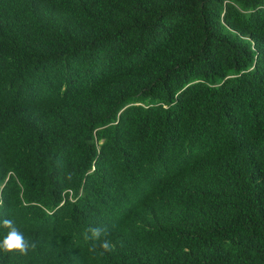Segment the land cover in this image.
I'll return each instance as SVG.
<instances>
[{"label": "trees", "instance_id": "16d2710c", "mask_svg": "<svg viewBox=\"0 0 264 264\" xmlns=\"http://www.w3.org/2000/svg\"><path fill=\"white\" fill-rule=\"evenodd\" d=\"M0 264H264V0H0Z\"/></svg>", "mask_w": 264, "mask_h": 264}, {"label": "clouds", "instance_id": "9594fccd", "mask_svg": "<svg viewBox=\"0 0 264 264\" xmlns=\"http://www.w3.org/2000/svg\"><path fill=\"white\" fill-rule=\"evenodd\" d=\"M4 227L9 229L8 234L2 241V247L8 252H19L21 254H27L29 250L28 243L24 239L22 233L18 231L15 227L14 223L10 220H5L3 222ZM87 232L92 233L93 239H99L100 237V229L99 228H88L85 233V239H89L87 236ZM35 248V245H32ZM99 247L103 250L100 254L103 255L104 252L111 251L114 245L111 243L110 240L105 239L102 243H100ZM97 249V245L93 244L90 248V251L95 252Z\"/></svg>", "mask_w": 264, "mask_h": 264}]
</instances>
